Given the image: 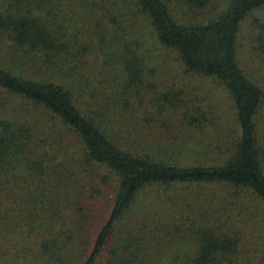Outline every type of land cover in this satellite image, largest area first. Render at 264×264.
<instances>
[{"label":"trees","instance_id":"obj_1","mask_svg":"<svg viewBox=\"0 0 264 264\" xmlns=\"http://www.w3.org/2000/svg\"><path fill=\"white\" fill-rule=\"evenodd\" d=\"M128 1L187 69L222 83L232 99L236 133L227 144L220 136L197 145L191 135L178 139L185 152L202 157L183 162L137 149L142 141L132 127L120 140L126 131L121 121L126 96L105 92L79 70L78 60L60 56L63 42L30 9L0 7V53L11 56L0 54V264H150L139 244L149 211L144 209L167 192L171 200L181 195L199 214L200 219L183 226L195 245L189 250L181 243L152 264H252L247 256L240 259V231L229 220L236 211L256 221L264 234V120L259 118L261 112L264 118V88L241 69L236 46L240 23L249 17L256 47L264 51V20L254 13L264 0H226L203 23L176 20L169 0ZM175 1L192 9L208 2ZM3 36L10 50L3 49ZM138 47L136 39L128 38L116 45L129 85L142 83ZM112 54L106 52L102 62ZM24 55L35 64L31 76L13 63ZM113 79L105 74L100 81L111 84ZM181 121L193 130L206 125L184 115ZM51 132L62 152L58 160L46 152L56 144L47 140ZM63 137L70 139L71 150ZM175 143H168L165 155H172ZM98 167L106 172L97 173ZM110 173L115 187L106 217L96 224L101 186ZM149 185L164 189L157 188L153 198L132 211L137 195Z\"/></svg>","mask_w":264,"mask_h":264},{"label":"rangeland","instance_id":"obj_2","mask_svg":"<svg viewBox=\"0 0 264 264\" xmlns=\"http://www.w3.org/2000/svg\"><path fill=\"white\" fill-rule=\"evenodd\" d=\"M168 3L176 20L203 23L220 11L226 0H208L206 5L195 9L175 0H169ZM10 4H17L23 9L28 8L32 14L40 17L57 39L63 42L64 50L60 56L67 57V60H78L79 70L93 80L95 85L107 93L115 90L121 92L123 97L126 96L128 103L125 117L121 120L126 131L121 134L120 140L132 127L133 130L139 131L142 141L137 149L145 148L144 150L158 158L169 157L170 160L178 159L183 162L198 161L202 157L189 155L188 151L185 152L177 144L178 139L184 136L189 138L191 135L190 142L197 145L199 142H215L220 136L223 143L227 144V140L235 135L237 125L234 107L222 83L212 76L187 69L175 51L158 42L148 18L142 13L135 12L128 0H19L17 3L14 0H0L1 8ZM254 13L264 20V7L255 10ZM249 20V17L242 20L237 33V61L241 69L264 88V51L256 47L255 28ZM120 38L138 41L142 65L140 85H129L125 82L116 52ZM2 42L7 46H3V49H9L10 40L3 36ZM108 51L113 52L111 59L102 62L103 58L107 60L105 54ZM0 54L5 59H11V56L6 57V53L2 51ZM13 63L27 76H31L36 69L27 55L14 60ZM105 74L114 78L111 84L100 81L104 80ZM263 109L264 102L263 108L261 107V110ZM262 113L259 118L264 120ZM183 115L201 120L206 125L201 130L188 129L181 121ZM54 137L55 132H51L47 140L48 142L52 140L56 144L51 145V148L47 147L46 152L58 160L62 152L58 151V143L54 142ZM171 140L173 143L176 142L175 148L171 152L172 155H165L163 151L167 149ZM70 142V139L63 141L68 144L65 146L66 149L71 150ZM125 143L129 146L128 142ZM196 145L190 146V150L197 148ZM178 151L185 154H179ZM96 172L100 174L106 170L98 167ZM101 187L103 195L97 205L96 224L101 223L107 215L108 203L115 187V177L110 173L106 185ZM157 188L159 191L164 189L155 185L142 188L131 205V210L135 212L138 207H143L150 198H153ZM175 191H181L183 194L186 189L178 188ZM167 194L171 193L162 194L157 205L146 204L148 207L144 209L149 211L139 244L143 246L145 260L150 264L161 262L166 254L174 253L181 243H187L189 250H193L195 245L194 239L185 233L183 226L191 219H200L199 214L192 213L189 205L180 200L181 195L171 200L166 197ZM188 201L191 204L190 198ZM61 212L63 213V210ZM185 216L187 218H184ZM210 217L207 216V221L212 223ZM198 219L197 222L200 221ZM229 221L240 231L238 244L240 259L247 256L252 264H264L262 242L264 234L257 222L239 216L236 211H232Z\"/></svg>","mask_w":264,"mask_h":264}]
</instances>
